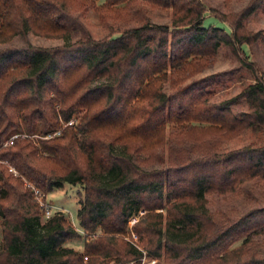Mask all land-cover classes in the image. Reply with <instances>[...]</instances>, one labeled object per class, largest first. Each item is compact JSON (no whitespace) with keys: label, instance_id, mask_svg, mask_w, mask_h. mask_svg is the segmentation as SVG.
<instances>
[{"label":"trees","instance_id":"1","mask_svg":"<svg viewBox=\"0 0 264 264\" xmlns=\"http://www.w3.org/2000/svg\"><path fill=\"white\" fill-rule=\"evenodd\" d=\"M91 1L0 0V43L28 32L68 40L78 3ZM139 1L183 13V28L145 22L111 39L0 49V264H139L143 251L165 264H264L252 240L264 236V207L222 224L205 198L264 180V145L217 153L212 141H183L161 153L168 124H208L220 136L264 126L260 76L234 98L249 108L238 115L232 100L210 103L197 84L163 91L191 56L243 43L239 27L227 35L203 26L198 0ZM23 180L45 194L79 185L77 228L64 211L42 220ZM132 232L136 246L126 239ZM81 236L82 251L66 245Z\"/></svg>","mask_w":264,"mask_h":264},{"label":"rangeland","instance_id":"2","mask_svg":"<svg viewBox=\"0 0 264 264\" xmlns=\"http://www.w3.org/2000/svg\"><path fill=\"white\" fill-rule=\"evenodd\" d=\"M131 1L133 0L106 6V0H94L86 8H82V3H78L79 5L75 9V25L68 40L28 32L14 36L9 42L0 43V49L23 47L27 43L43 48L58 47L66 41L75 42L86 34L96 40L111 39L120 36L123 31L140 26L145 22L165 25L170 29L183 28L179 25L184 16L183 13L173 10L172 7H163L148 1L134 0L130 3ZM198 2L204 10L202 12L203 26L211 25L221 28L227 35H230L238 26L239 36L243 43L239 42L235 45L221 43L213 56H191L187 63L190 65L179 68L174 77H168L163 85V91L171 94L184 86L197 84V88L204 89V98L208 99L210 103L232 100L229 108L233 114L246 113L249 109L247 102L242 98L237 100L234 98L246 86L253 83L256 76L262 77L264 81V5L255 0H198ZM253 4L255 7L251 9ZM248 64L251 66L248 67ZM79 118L80 116L76 118L77 121ZM190 125L194 127L191 131L167 125L161 152L165 159L171 144L181 147L178 145L183 141L186 142L185 145L196 142V140L200 144L212 141L217 145L215 148L217 153L249 145H264V126L248 127L236 135L220 136L214 130H207L208 124L192 122ZM202 139L208 140L201 142ZM160 165L158 162L154 164L155 167ZM23 184H25V180H23ZM81 191L82 188L79 185L65 183L62 187L46 194L50 204L55 209L63 210L76 228L78 226L76 212L79 207ZM205 198L206 207L212 218L222 224H229L254 209L264 207V180L257 177L244 180L237 184L233 190L209 192ZM143 213L144 211L141 210L138 216L130 218L128 226L132 227ZM126 239L136 246L138 240L135 233H130V238L126 237ZM252 240L256 246L257 254L264 256V236L253 235ZM241 243L242 240L234 243L230 248ZM66 245L82 251L83 237L71 239L66 242ZM145 254L146 252L143 251V257L139 264H165L163 259L158 261L145 256ZM130 264L137 263L133 261Z\"/></svg>","mask_w":264,"mask_h":264},{"label":"built area","instance_id":"3","mask_svg":"<svg viewBox=\"0 0 264 264\" xmlns=\"http://www.w3.org/2000/svg\"><path fill=\"white\" fill-rule=\"evenodd\" d=\"M72 123L73 121H70L67 124L70 125ZM17 136L18 135L12 136L7 143L12 144V140ZM25 185L30 188L33 199L37 203L40 211L42 212L43 218H49L54 211H63L60 209H55V207L50 204V202L47 200V195L41 189L28 182H25Z\"/></svg>","mask_w":264,"mask_h":264}]
</instances>
